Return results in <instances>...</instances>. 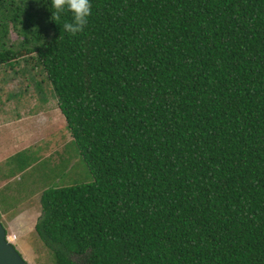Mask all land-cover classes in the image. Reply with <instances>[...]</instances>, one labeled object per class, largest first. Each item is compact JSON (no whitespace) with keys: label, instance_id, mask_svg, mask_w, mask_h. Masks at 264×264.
<instances>
[{"label":"trees","instance_id":"trees-1","mask_svg":"<svg viewBox=\"0 0 264 264\" xmlns=\"http://www.w3.org/2000/svg\"><path fill=\"white\" fill-rule=\"evenodd\" d=\"M90 3L72 36L52 0H0V63L35 53L90 178L42 192L40 244L55 264H264V0Z\"/></svg>","mask_w":264,"mask_h":264},{"label":"rangeland","instance_id":"rangeland-1","mask_svg":"<svg viewBox=\"0 0 264 264\" xmlns=\"http://www.w3.org/2000/svg\"><path fill=\"white\" fill-rule=\"evenodd\" d=\"M6 24L7 33L3 37L4 46L14 51L23 49L21 44L23 40L22 36L13 30L11 21L7 20ZM2 25L4 26V20L0 19V31H2ZM1 36L2 35H0V37ZM20 56L21 58L16 62L18 63L17 66H15L16 64L14 63H12L14 64L12 66L6 64L8 62L0 63V97L2 96L3 101L8 98L10 101H14L16 106H22L21 109H24L25 106L27 108L31 105L28 101L32 99V94H35L33 99L39 105H42L45 100L50 98V102L47 103V108L52 109V111L44 113L55 111L57 101L53 94L52 87L46 79L45 73L41 66L33 59L35 53L27 54V52L24 51V53H20ZM40 93L43 99L39 96ZM23 98L26 100L23 103L22 101H18ZM21 109L18 110V113ZM21 117H23V115H12L10 120L13 121V119ZM40 122L44 123V120ZM47 123H50L52 127H43V131L46 134L44 143L41 142L43 144L27 149L23 155L21 154L10 159L8 172L16 169L15 167L23 166L27 174L32 173L34 176L32 180L23 178V182H25V184L30 183L34 190H46L52 187L53 184L62 186L63 184L71 185L90 182L86 170L84 172L81 157L72 147V137L64 126L65 122L62 114L60 112H54L52 116L47 117ZM42 125L43 124H40V127ZM47 148L49 151L48 154H45ZM6 149L7 148H5V150ZM40 151H42L41 154H39ZM1 152H3V150H1L0 153ZM49 154L52 156H49ZM31 162H34L33 169L29 171L27 166ZM61 174L64 175V178L61 177ZM1 224L6 229V226L2 222ZM33 238L35 237L33 236ZM34 248L35 251L31 246L32 251H30L34 255V258L29 260L30 264H55L51 254L43 244H35Z\"/></svg>","mask_w":264,"mask_h":264},{"label":"crops","instance_id":"crops-1","mask_svg":"<svg viewBox=\"0 0 264 264\" xmlns=\"http://www.w3.org/2000/svg\"><path fill=\"white\" fill-rule=\"evenodd\" d=\"M34 95L32 94V99L28 101L31 105L27 108L25 106L24 109H21L22 106H16L14 101L8 98L3 101L2 96L0 97V108L3 110L0 114V151L3 150L0 153V222L6 226V232L15 235V247L28 262L34 258L31 246L35 251L34 245L40 244L35 235V225L40 216V197L44 189L34 190L30 183L23 182V178L32 180L34 177L32 173L27 174L23 166L8 172L9 160L23 155L27 149L43 144L46 138L43 127H52L47 123V117L59 112L56 106L55 111L44 113L52 111L47 108L50 98H46L47 100L39 105L33 99ZM18 101L23 103L26 100L23 98ZM19 109L21 110L18 113ZM11 115L23 117L11 121ZM43 120L44 123H41ZM40 124L43 125L40 127ZM48 151L47 148L45 154H48ZM33 164L34 162H31L27 166L29 171L33 169Z\"/></svg>","mask_w":264,"mask_h":264},{"label":"clouds","instance_id":"clouds-1","mask_svg":"<svg viewBox=\"0 0 264 264\" xmlns=\"http://www.w3.org/2000/svg\"><path fill=\"white\" fill-rule=\"evenodd\" d=\"M52 6L55 9L52 17L54 21H58L61 17V14L65 11L71 12L73 14L74 22H68L64 24V30L72 36H75L76 34L82 33L84 31L85 27L89 23V18L92 14V5L90 3V0H52ZM14 240L15 235H11L6 232L5 241L15 248L22 261H24L26 264H30L16 249Z\"/></svg>","mask_w":264,"mask_h":264},{"label":"water","instance_id":"water-1","mask_svg":"<svg viewBox=\"0 0 264 264\" xmlns=\"http://www.w3.org/2000/svg\"><path fill=\"white\" fill-rule=\"evenodd\" d=\"M6 231L0 223V264H26L15 248L5 241Z\"/></svg>","mask_w":264,"mask_h":264}]
</instances>
